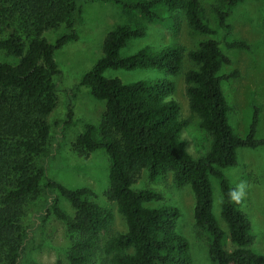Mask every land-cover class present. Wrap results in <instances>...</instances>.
<instances>
[{
  "label": "trees",
  "instance_id": "16d2710c",
  "mask_svg": "<svg viewBox=\"0 0 264 264\" xmlns=\"http://www.w3.org/2000/svg\"><path fill=\"white\" fill-rule=\"evenodd\" d=\"M87 0H0V50L19 57L16 64L0 61V264H22L27 251L28 232L22 219L28 205L39 194L54 191L75 209L70 216L51 195L40 211L65 222L73 243L68 249L70 264H95L99 254L109 264H193L189 240L178 230L179 208L145 206L163 200L153 188L133 189L134 177L146 169L151 181L172 172L178 187L189 184L195 195L194 219L208 233L212 264H264V255L253 248L251 220L241 208L242 198L224 169L238 164L239 148L264 146L256 138L259 108H255L249 134L239 136L229 122L232 110L222 83L239 72L221 74L231 63L218 40L210 38L188 52L199 65L186 73L189 106L201 119V127L212 137L207 154L196 159L187 150L181 131L187 120L180 105L171 98L176 84L171 79L138 80L125 83L104 75L108 68L159 69L171 75L182 70L185 51L180 44H166L158 50L145 46L130 55L121 51L129 40L146 35L138 23H123L110 30L103 43V55L83 74L79 85L106 101L99 125L82 121L76 146L81 152L105 149L110 156V187L106 195L117 204L127 230L110 236L114 212L90 199L93 189H71L48 177L51 156L49 117L57 106L55 74L61 73L55 51L78 40L77 18ZM126 12L179 33L183 19L203 34L215 31L200 13V0H103ZM245 0H218L214 9L219 26L229 35L228 18ZM11 23L17 28L5 34ZM65 23L67 30L54 42L45 31ZM231 49H250L244 40L227 41ZM64 125L75 124L74 108L67 105ZM216 177L222 192L223 229L213 213V187ZM231 246V248H229Z\"/></svg>",
  "mask_w": 264,
  "mask_h": 264
},
{
  "label": "rangeland",
  "instance_id": "374dc122",
  "mask_svg": "<svg viewBox=\"0 0 264 264\" xmlns=\"http://www.w3.org/2000/svg\"><path fill=\"white\" fill-rule=\"evenodd\" d=\"M218 0H200V13L204 21L215 31L213 34L200 33L188 25L183 19L179 33H173L161 24L151 22L134 13L126 12L110 1L87 0L82 3V11L77 18L76 30L79 39L70 41L55 51V60L61 73L53 76L57 85V106L49 117L51 124V145L48 158V177L55 179L68 188L78 189L88 187L95 195L90 199L107 206L114 212L115 218L111 230L103 238L127 230V224L122 214L118 212L117 204L110 201L106 195L110 187V156L105 149L81 152L76 146L82 132V121L99 125L106 111V101L95 98L88 86L79 85L84 73L89 71L103 55V43L107 33L123 23H138L145 27L147 33L140 38L129 40L121 51L122 55L135 53L148 46L158 50L166 44H180L185 51L182 70L171 75L159 69L108 68L104 75L109 78H119L123 82L138 80L171 79L176 84L171 98L180 105L181 118L187 124L181 131V137L186 140L188 152L196 159L207 154L212 144V137L201 127L200 117L191 110L187 96L189 84L185 80L186 73L198 69L199 65L192 61L188 52L199 47L202 41L213 38L220 42L222 49L230 57L231 63L222 68L221 74L238 71L236 78L223 81L225 96L232 107L229 122L234 131L241 137L249 134L255 108H259V124L256 138H264V0H245L233 9L228 18L232 26L226 35L219 26L215 12ZM5 34L17 28V23H11ZM67 30L65 23L47 30L44 36L54 42L58 35ZM244 40L250 44V49H231L227 41ZM0 61L16 64L19 57L0 50ZM74 108L75 124L64 125L67 105ZM225 175L237 187V195L242 198L241 208L248 214L254 235L253 248L264 255V146L256 148H239L238 164L225 168ZM213 187V213L220 226L227 231V225L222 218V192L216 177L211 178ZM133 189L153 188L161 192L163 200H152L145 203L151 208L163 205L175 206L181 215L177 230L190 243L193 264H212L209 254L208 233L198 227L194 219L195 195L189 184L178 187L173 180L172 172H168L156 181H151L146 169H142L134 177ZM51 195L58 197L61 207L70 215H75V209L59 191L53 194H39L28 205L22 219L24 229L28 232V248L22 259V264H70L68 249L73 243L64 221L54 215L46 219L40 218V211ZM231 248V246L229 247ZM95 264H109L108 256L99 254Z\"/></svg>",
  "mask_w": 264,
  "mask_h": 264
}]
</instances>
